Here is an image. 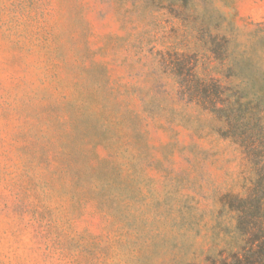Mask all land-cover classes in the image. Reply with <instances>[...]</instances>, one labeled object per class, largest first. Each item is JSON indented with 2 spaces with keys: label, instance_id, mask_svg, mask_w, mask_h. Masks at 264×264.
<instances>
[{
  "label": "rangeland",
  "instance_id": "374dc122",
  "mask_svg": "<svg viewBox=\"0 0 264 264\" xmlns=\"http://www.w3.org/2000/svg\"><path fill=\"white\" fill-rule=\"evenodd\" d=\"M259 116L264 0H0V264L226 254Z\"/></svg>",
  "mask_w": 264,
  "mask_h": 264
},
{
  "label": "trees",
  "instance_id": "16d2710c",
  "mask_svg": "<svg viewBox=\"0 0 264 264\" xmlns=\"http://www.w3.org/2000/svg\"><path fill=\"white\" fill-rule=\"evenodd\" d=\"M212 87L218 88L215 83ZM209 85H206V92ZM244 152L253 164L255 179L243 195L229 194L226 205L235 213L239 244L226 254L208 258L206 264H264V117L255 127L238 132Z\"/></svg>",
  "mask_w": 264,
  "mask_h": 264
}]
</instances>
